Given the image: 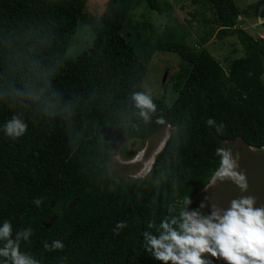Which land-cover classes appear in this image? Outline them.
I'll return each mask as SVG.
<instances>
[{"label": "trees", "instance_id": "trees-1", "mask_svg": "<svg viewBox=\"0 0 264 264\" xmlns=\"http://www.w3.org/2000/svg\"><path fill=\"white\" fill-rule=\"evenodd\" d=\"M134 1L108 0L91 46L67 61L87 0H0V126L12 113L29 124L17 140L0 131V225L8 219L14 230L31 227L22 247L41 264H60L61 257L64 264H159L142 246L147 222L158 224L185 196L190 209L199 206L195 198L218 166L214 152L223 142L264 150V38L227 28L240 12L233 0H203L225 27L218 33L243 47L227 70L205 48L188 46L170 23L156 38L147 58L176 53L187 68L171 105L149 93L157 111L148 123L131 99L148 93L146 66L123 35ZM140 1L159 14L172 10L167 2ZM210 117L224 122L223 134L206 125ZM166 127L173 130L146 176L116 182L109 160L118 141L144 142ZM120 155L132 156L126 144ZM40 197L37 208L32 201ZM120 221L128 227L115 235ZM54 239L63 240V252L44 250Z\"/></svg>", "mask_w": 264, "mask_h": 264}, {"label": "rangeland", "instance_id": "rangeland-1", "mask_svg": "<svg viewBox=\"0 0 264 264\" xmlns=\"http://www.w3.org/2000/svg\"><path fill=\"white\" fill-rule=\"evenodd\" d=\"M157 1L161 5L169 2L168 4L173 5L174 9L162 7L163 13L159 14L149 9L145 2L135 0L123 35L146 66L143 89L169 106L176 99L177 90L184 81L182 74L187 64L176 53L155 51L150 58H147L151 46L168 23L176 27L178 33L185 38L186 44L193 49H200L201 41L209 40L206 49L225 70L233 60L243 57L244 50L236 36H215L222 26L217 24L213 9H209L203 0H199L198 4H195V0ZM261 1L233 0L240 12L227 28L242 29L254 39L259 38L261 34L264 38V27L261 26L264 22H259L257 10V5ZM107 2L108 0H87L64 55L65 60H76L91 46ZM262 79L264 82V75ZM172 130L166 127L144 142L127 141L125 138L118 141L109 160L110 172L114 180L123 182L131 178H144L150 170L152 160ZM124 144L132 154L129 159H124L120 155V148ZM222 147H230L234 155L239 153V170L247 173L248 194L257 196L258 202L264 204V150H253L245 146L241 140L232 143L223 142ZM238 195H240L239 189L231 182L217 183L199 193L195 202L200 204L206 199L209 203L208 208L205 209L207 212L210 210V204L226 207L228 202Z\"/></svg>", "mask_w": 264, "mask_h": 264}, {"label": "clouds", "instance_id": "clouds-1", "mask_svg": "<svg viewBox=\"0 0 264 264\" xmlns=\"http://www.w3.org/2000/svg\"><path fill=\"white\" fill-rule=\"evenodd\" d=\"M261 22H264L262 20ZM138 116L145 123L151 121L157 111L153 97L146 92L136 91L131 95ZM158 118L157 123H162ZM218 135L223 134L226 125L217 123L214 118L205 121ZM29 124L20 115L12 113L0 131L12 140L23 137ZM254 150V149H253ZM214 155L219 158L218 166L210 175L204 187L231 182L240 192L232 198L226 207L210 204L205 199L199 206L190 209V196L183 198L182 204L171 203L159 223L151 219L141 233L143 248L159 264H264V204L258 202L255 195L248 194L247 173L240 171L239 153L234 155L228 147H217ZM42 197L32 203L39 208ZM126 221L117 222L113 229L115 235L127 228ZM34 230L31 227L15 229L11 220L0 225V264H41V260L27 251L22 245L30 243ZM43 248L47 252H63L65 244L61 239L45 241ZM65 257L60 258L64 264Z\"/></svg>", "mask_w": 264, "mask_h": 264}, {"label": "crops", "instance_id": "crops-1", "mask_svg": "<svg viewBox=\"0 0 264 264\" xmlns=\"http://www.w3.org/2000/svg\"><path fill=\"white\" fill-rule=\"evenodd\" d=\"M198 1L199 0H195V4H198ZM169 3V2H168ZM171 8H173L174 9V7H173V5H171ZM239 16V15H238ZM264 18H258V20H259V22H261L262 20H263ZM261 24H263V23H261ZM262 26V25H261ZM223 28H225V27H223ZM221 29H222V27H221ZM220 29V30H221ZM236 29V28H235ZM219 32V30L217 31V33L215 34V36H219L220 34L218 33ZM260 34H261V32H260ZM221 36H223V35H221ZM224 37H230V36H224ZM263 37V35L261 34L260 35V37L259 38H262ZM208 42H209V40H206V43L205 44H203L202 43V48H205L206 49V45L208 44ZM207 50V49H206ZM208 51V50H207ZM210 53V52H209ZM244 56V55H243ZM215 58V57H214ZM216 59V58H215Z\"/></svg>", "mask_w": 264, "mask_h": 264}, {"label": "water", "instance_id": "water-1", "mask_svg": "<svg viewBox=\"0 0 264 264\" xmlns=\"http://www.w3.org/2000/svg\"><path fill=\"white\" fill-rule=\"evenodd\" d=\"M264 10V4H260L258 8V18H260L261 12Z\"/></svg>", "mask_w": 264, "mask_h": 264}, {"label": "bare ground", "instance_id": "bare-ground-1", "mask_svg": "<svg viewBox=\"0 0 264 264\" xmlns=\"http://www.w3.org/2000/svg\"><path fill=\"white\" fill-rule=\"evenodd\" d=\"M163 145H164V143L162 144V146L160 147V149H159L158 151H160V150L162 149ZM153 160H154V159H153ZM153 160H152V162H151V165H152V163H153Z\"/></svg>", "mask_w": 264, "mask_h": 264}]
</instances>
